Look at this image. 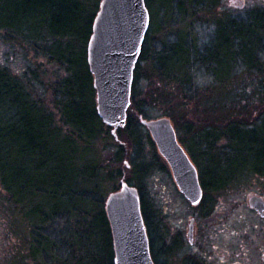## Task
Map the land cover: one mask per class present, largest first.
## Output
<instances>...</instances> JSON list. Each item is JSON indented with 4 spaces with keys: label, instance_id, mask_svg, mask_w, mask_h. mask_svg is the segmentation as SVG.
Segmentation results:
<instances>
[{
    "label": "trees",
    "instance_id": "obj_1",
    "mask_svg": "<svg viewBox=\"0 0 264 264\" xmlns=\"http://www.w3.org/2000/svg\"><path fill=\"white\" fill-rule=\"evenodd\" d=\"M101 2L0 0V43L12 51H18L23 62L17 71L5 59L0 58V206L3 204V209L16 215L17 223L18 218L22 219L20 229L23 235L17 236L25 239L30 255L35 259L36 253L45 243L48 244L47 235L54 234L60 224L70 221L71 211L60 213V207L75 193L72 181L76 184L90 181L94 186L98 179L101 181V176L105 173L102 174L91 157L94 150L92 146L100 139H110L117 147L113 158L119 167L115 171L116 175L111 172L108 176L118 177L121 182L125 180L138 189L153 260L155 264H161L160 259L165 257L171 264L170 259L175 254V248H179L178 243L167 248L162 245L157 252L153 237L158 232V241L160 237L164 241L159 228V210L148 198L146 180L156 169L166 168L155 152L156 145L150 133L143 131L144 125L141 123L142 119H150L151 116L148 112L150 106L147 107L140 100L137 91L141 75L140 62L148 60L154 75L167 88V94L158 96L159 100L162 98L174 104L165 117L168 116L172 121L180 143L187 146L192 140L195 144V152L190 147V157L197 167L204 191L202 202L198 206L203 218H207L213 209L208 201L209 194L221 191L246 176H264V170L257 167L264 156L255 154L256 143L259 142L256 128L264 123V79L252 93L236 91L240 82L231 83L225 97L222 92L212 88L210 83L207 89L202 87L199 90L197 85L200 80V65L197 58L188 62L192 72H185L188 67L181 64L184 60L180 54H168L165 62L171 58L172 64L171 71H167L164 57H160V54H166V50L162 47L153 48L157 54L155 55L144 43L135 70L127 123L123 128H118L116 136L119 140H116L112 128L105 125L98 115L94 75L86 50ZM187 4L189 9L181 10L183 17L180 12L178 23L181 20L186 22L197 11L208 12L207 0H188ZM88 6H94L95 13L89 15ZM173 11L174 9L170 10L171 13ZM231 21L250 27L258 26L262 37L264 35V9H253L248 16L233 18ZM83 23L88 25L86 31H80ZM262 37H259L258 53L254 57L257 63H260ZM82 40L85 44L84 56L80 51ZM42 44L46 45L42 47ZM35 51L59 69L54 80L48 83L41 80V75L35 69ZM247 71L257 74L262 69L256 66ZM201 76L206 78L204 74ZM42 88L45 90H42L44 94L40 92ZM190 105L192 108H189ZM232 126L235 127L234 130ZM208 129L215 130L214 137L208 135V139L201 140L197 136L196 139L192 137L194 133L201 135L209 132ZM224 129L228 131L224 132ZM146 141L153 150L150 160L145 154ZM212 149H217L227 160V166L223 170L226 178L219 179L220 185L204 181L197 166L200 162L206 163L207 159L212 163ZM125 160L129 161L126 169ZM86 195L81 193L80 198L86 200ZM101 204L103 206V200ZM74 206L73 203L70 209ZM98 216H103L107 224L112 264H115L106 203L105 210L102 207L101 211L94 214V217Z\"/></svg>",
    "mask_w": 264,
    "mask_h": 264
},
{
    "label": "rangeland",
    "instance_id": "obj_2",
    "mask_svg": "<svg viewBox=\"0 0 264 264\" xmlns=\"http://www.w3.org/2000/svg\"><path fill=\"white\" fill-rule=\"evenodd\" d=\"M149 1L153 22L150 33L147 35V43L145 42L147 48L155 55L157 54L153 48H164L166 54H160V57H164V62L168 54L177 52L184 60L181 64H186L187 67L191 59L197 58L200 65L198 73L200 80L197 85L199 90L202 87L207 89L210 83L212 88L222 92L225 97L229 93L231 83L240 82L236 91L251 93L260 86V81L264 79V35L262 37L258 26L234 24L231 19L248 16L253 9H264V0H244L247 7L245 11L229 6V0H224L225 10L222 8L216 10L214 15L207 10L197 11L191 14L186 22L181 20L180 23H178L179 20L177 22L178 14L182 9H189L188 0ZM172 9H174L173 13L170 12ZM87 13L89 15L95 13V7L88 6ZM87 28L88 25L83 23L80 31H86ZM260 36L263 38L260 45L262 49L259 53L260 63H257L254 57L258 53ZM80 51L84 56V40L80 43ZM160 57L157 56V58ZM0 58L5 59L17 71L23 63L18 51H12L2 43H0ZM170 59L168 58L164 64L167 71H171ZM140 63L141 75L137 84L139 98L147 107L150 106L148 111L150 119L165 117V114L171 112L174 104L162 98L159 100L158 95L167 94V88L154 75L155 72L148 60ZM256 66L262 69L261 73L247 71ZM35 69L41 75V80L46 83L54 80L59 70L49 63L45 56L36 51ZM192 70L188 67L184 71L192 72ZM203 74L206 78L201 76ZM42 90L44 88L40 90L44 94ZM171 91L173 94V89ZM96 97L95 94L97 106ZM189 108H192V105ZM234 129L235 127L232 126V130ZM256 129L259 142L256 143L255 154L264 156V123H260ZM208 130L209 132L201 135L194 133L192 137L196 139L197 136L199 140L208 139V135L214 137L215 130ZM143 131L147 129L144 127ZM227 131L224 129V132ZM112 134L116 140H119L116 136L117 131L112 130ZM188 144L184 145V148L191 156L190 147L195 152V144L192 140ZM92 147L94 150L91 157L98 164L102 174H105L101 176V181L97 180V188L91 185L90 181L77 182V184L72 181L75 193L60 207V213L71 211L70 221L60 224L54 234L47 235L48 244L45 243V246L36 253L35 259L31 257L25 239L19 238L23 235L20 229L22 219L18 218L17 223L16 215L9 214L1 204L0 264H112V247L107 224L103 216L94 217V214L101 211L102 207L105 210L107 198L121 186L120 178L108 176L111 172L116 175L115 171L119 167L113 158L117 147L113 141L106 138L94 142ZM152 151L149 142L146 141L145 154L148 160L152 158ZM155 152L158 153L166 168L165 170L156 169L146 180L148 198L159 210L161 218L159 228L164 236V241L163 237H160L158 241L159 233L155 232L153 235L155 250L158 252V248L162 245L167 248L176 246L178 243L179 248L177 250L175 248V254L170 259L171 264L187 262V264H264V218L248 205L251 195L257 194L264 197V176H246L221 191L209 194L208 201L211 202L213 209L207 218H203L200 208L193 207L180 192L169 165L157 148ZM212 156H214L212 163L210 159H207L206 163L200 162L197 165L200 177L206 182H212L213 185H220L219 179L226 178L223 170L227 166V160L217 149H212ZM128 162L125 160V169ZM257 167L264 170V159ZM129 174L131 175L130 172ZM131 183L135 185L134 182ZM81 193L87 194L86 200L80 198ZM3 196L7 197L5 193ZM102 200L103 206L100 205ZM71 203L75 204L72 209H70ZM193 218L195 220L193 241L190 243L189 225ZM160 262L170 264L165 257L161 258Z\"/></svg>",
    "mask_w": 264,
    "mask_h": 264
},
{
    "label": "water",
    "instance_id": "obj_3",
    "mask_svg": "<svg viewBox=\"0 0 264 264\" xmlns=\"http://www.w3.org/2000/svg\"><path fill=\"white\" fill-rule=\"evenodd\" d=\"M149 26L146 0H102L95 18L87 50L88 63L94 74L98 115L114 131L126 125L134 73ZM141 122L168 163L180 191L193 206H198L204 194L198 170L179 142L172 121L161 117ZM248 204L264 217V197L252 195ZM106 209L115 264H155L138 189L122 180L120 190L107 198ZM194 221L189 225L190 243Z\"/></svg>",
    "mask_w": 264,
    "mask_h": 264
},
{
    "label": "flooded vegetation",
    "instance_id": "obj_4",
    "mask_svg": "<svg viewBox=\"0 0 264 264\" xmlns=\"http://www.w3.org/2000/svg\"><path fill=\"white\" fill-rule=\"evenodd\" d=\"M149 3L150 1L147 0V7L150 15V25H151L153 16H152L151 6ZM229 6L240 9V11H245L247 8L244 0H229ZM207 8H208V12H210L212 15L216 13V10H221V8L222 10L223 9L225 10L224 0H207Z\"/></svg>",
    "mask_w": 264,
    "mask_h": 264
},
{
    "label": "snow or ice",
    "instance_id": "obj_5",
    "mask_svg": "<svg viewBox=\"0 0 264 264\" xmlns=\"http://www.w3.org/2000/svg\"><path fill=\"white\" fill-rule=\"evenodd\" d=\"M242 6V5H241Z\"/></svg>",
    "mask_w": 264,
    "mask_h": 264
}]
</instances>
